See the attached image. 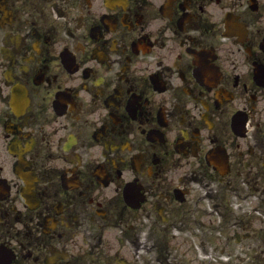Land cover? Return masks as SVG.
Segmentation results:
<instances>
[{
  "label": "flooded vegetation",
  "instance_id": "obj_1",
  "mask_svg": "<svg viewBox=\"0 0 264 264\" xmlns=\"http://www.w3.org/2000/svg\"><path fill=\"white\" fill-rule=\"evenodd\" d=\"M0 264H264V0H0Z\"/></svg>",
  "mask_w": 264,
  "mask_h": 264
}]
</instances>
